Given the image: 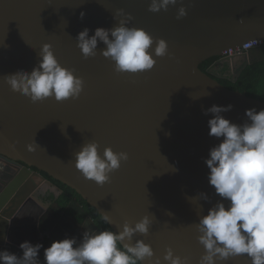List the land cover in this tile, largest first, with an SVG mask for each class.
I'll list each match as a JSON object with an SVG mask.
<instances>
[{
  "label": "water",
  "instance_id": "95a60500",
  "mask_svg": "<svg viewBox=\"0 0 264 264\" xmlns=\"http://www.w3.org/2000/svg\"><path fill=\"white\" fill-rule=\"evenodd\" d=\"M150 3L0 0V154L15 164H26L18 184L39 177L28 169L36 167L75 190L102 217L108 215L113 231L122 230L125 222L134 226L149 216L153 220L149 234H137L132 241L143 240L155 252L143 264L162 260L168 248L189 264H199L205 250L196 225L220 200L209 185L210 170L204 161L221 141L208 135V120L213 116L204 110L232 105V111L223 115L243 124L246 110L264 109V102L232 91L213 78H220L217 72L227 65L237 71V79L245 67L264 61V0H183L159 13L148 10ZM180 7L187 15L177 19ZM118 10L125 16L116 20ZM128 15L132 17L129 27L142 28L168 45V55L154 57L152 70L118 73L114 63L99 53L94 58L83 57L76 41L81 31L88 28L92 36L95 29H112ZM257 41L259 47L240 56L221 58L224 51ZM45 44L52 46L63 67L84 80L78 99L56 102L53 98L34 104L5 82V76L19 70L30 73ZM104 49L106 45L98 42L97 51ZM219 57L206 73L200 69L207 60ZM89 142L99 144L101 156L106 147L129 156L103 186L86 180L75 167V154ZM18 184L6 186L0 199V249L9 247L22 255L21 240L41 244L46 235L49 247L63 237H75L76 227L71 224L82 225L71 213L60 222H45L40 230L17 227L19 200L31 193L23 188L19 191ZM54 187L52 192L58 190ZM201 193L210 202L200 198ZM8 199L17 202L13 208L4 205ZM89 222L94 224L93 218ZM95 232L101 230L96 227ZM224 264L251 261L240 255Z\"/></svg>",
  "mask_w": 264,
  "mask_h": 264
},
{
  "label": "clouds",
  "instance_id": "9594fccd",
  "mask_svg": "<svg viewBox=\"0 0 264 264\" xmlns=\"http://www.w3.org/2000/svg\"><path fill=\"white\" fill-rule=\"evenodd\" d=\"M178 2L183 0H151L148 10L167 11ZM80 15L83 19L85 13ZM186 15V9L180 7L177 19ZM124 16L123 10H118L114 18ZM131 20L128 15L119 19L112 29H95L92 36L88 28L81 31L76 41L83 57L94 58L99 53L114 63L118 73L139 74L152 70L156 64L154 57L168 55V45L163 39L154 40L142 28L129 27ZM98 42H103L106 49L98 52ZM39 56L38 65L30 73L19 70L5 76L10 89L34 104L53 98L56 102L78 99L84 80L59 63L50 44L42 47ZM232 109V105H212L204 110L205 115L213 116L208 120V135L221 141L209 150L204 161L210 170L209 185L220 200L206 215L199 217L196 225L198 241L205 250L199 264H224L240 255H246L251 264H264V109L246 110L243 124L225 118L223 113ZM99 148L97 142L84 144L75 154V167L86 180L103 186L129 156L111 147H106L101 156ZM30 150L33 149L30 147ZM200 198L210 202L206 193H201ZM102 219L104 223H112L106 214ZM152 223L145 216L134 226L125 222L122 230L84 232L79 242L76 238H65L53 241L47 248L25 241L19 245L22 255L0 251V264H40L41 249L44 264H143L151 261L155 252L143 240H136L134 244L132 241L137 234L148 235ZM154 264H189V261L168 248L163 259L155 258Z\"/></svg>",
  "mask_w": 264,
  "mask_h": 264
},
{
  "label": "flooded vegetation",
  "instance_id": "af4514ba",
  "mask_svg": "<svg viewBox=\"0 0 264 264\" xmlns=\"http://www.w3.org/2000/svg\"><path fill=\"white\" fill-rule=\"evenodd\" d=\"M217 74L219 76V72H217ZM236 74V70H230L227 76L231 79H235ZM16 162L17 164L8 161L0 154V199L4 198L8 186L22 182L21 179L24 177L23 168L27 166L21 161ZM28 169L32 171V174H38L39 177L32 176L26 179L23 184H18L19 191L23 188L22 190L31 191V193L28 194V196H24L22 198L23 201L22 199L19 200L20 208L16 212L14 220L17 227H38L40 230V227H43V225L46 224L45 222H60L62 216L66 218V213H71L82 225L81 227H78L75 224H71L72 227H76L73 229L75 237L72 238H76L79 242L82 239L84 232L96 234L95 228L98 227V225L94 222L96 225L95 227L93 223L89 222L92 216L72 192L64 190L63 187L57 183L59 181L52 179L46 172L38 170L33 166L28 167ZM40 177L44 178V180ZM49 182H52L54 185L50 186ZM54 186H57L58 190L52 192L55 189ZM16 203L17 202H13V200L10 202L8 199L5 201L4 205L8 204L10 208H13L11 206ZM67 221L69 220H66L65 222ZM63 239L65 238H61V240ZM23 242H25V240H21L19 244ZM49 242L50 240L48 236L45 235L41 244L46 248L49 245ZM3 250L15 253L9 247L0 249V251ZM41 251H43V249H41ZM39 261L40 264H44V256L41 254L39 255Z\"/></svg>",
  "mask_w": 264,
  "mask_h": 264
},
{
  "label": "trees",
  "instance_id": "16d2710c",
  "mask_svg": "<svg viewBox=\"0 0 264 264\" xmlns=\"http://www.w3.org/2000/svg\"><path fill=\"white\" fill-rule=\"evenodd\" d=\"M220 59L221 58L219 57L207 60L201 64L200 69L206 73ZM230 70L229 66L226 65L225 68L219 71L220 78L212 77L232 91L241 92L248 97L264 102V61L245 67L241 75L235 80L227 76ZM57 183L63 187L64 190L72 192L79 202L86 207L88 213L92 216L94 222L98 225L101 231H113L109 224L104 223L102 216L97 209L90 205L80 194L63 183Z\"/></svg>",
  "mask_w": 264,
  "mask_h": 264
},
{
  "label": "built area",
  "instance_id": "2783aa9c",
  "mask_svg": "<svg viewBox=\"0 0 264 264\" xmlns=\"http://www.w3.org/2000/svg\"><path fill=\"white\" fill-rule=\"evenodd\" d=\"M260 45H261V42L257 41V42L251 43V44L244 45L242 47H238V48H234V49H231L228 51H224L221 58L240 56V55L244 54L247 50L255 48V47H259Z\"/></svg>",
  "mask_w": 264,
  "mask_h": 264
}]
</instances>
